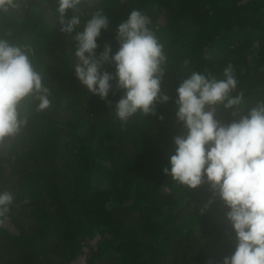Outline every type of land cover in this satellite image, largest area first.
<instances>
[{
	"label": "trees",
	"instance_id": "16d2710c",
	"mask_svg": "<svg viewBox=\"0 0 264 264\" xmlns=\"http://www.w3.org/2000/svg\"><path fill=\"white\" fill-rule=\"evenodd\" d=\"M57 7L27 0L22 14L0 17V35L32 47L51 91L45 111L24 102L27 125L0 144V190L14 198L0 228V264H221L234 249L228 209L215 197L201 214L213 199L209 184L184 188L163 172L173 138L187 131L174 101L193 71L221 79L229 64L242 107L264 100V0H86L81 28L98 10L109 22L97 55L105 44L118 49L117 26L134 9L163 45L170 100L156 105V116L127 121L108 105L123 94L115 80L103 100L75 76L74 40L60 30ZM217 119L238 116L221 109Z\"/></svg>",
	"mask_w": 264,
	"mask_h": 264
},
{
	"label": "clouds",
	"instance_id": "9594fccd",
	"mask_svg": "<svg viewBox=\"0 0 264 264\" xmlns=\"http://www.w3.org/2000/svg\"><path fill=\"white\" fill-rule=\"evenodd\" d=\"M85 2L56 0L60 30L74 40L75 76L89 93L103 100L115 80L123 94L114 106L111 101L108 105L121 121L138 112L156 116V105L170 97L162 90L167 57L149 27V17L132 10L117 26L118 49L113 53L111 45L105 44L97 55L98 38L109 22L98 10L81 28ZM26 4L27 0H0V17L20 15ZM33 56L31 46L0 35V144L27 125L26 100L38 102L37 112L51 106V91ZM104 64L114 65L115 72L102 70ZM237 86L231 64L221 79L193 71L181 81L174 104L176 118L187 131L173 138L174 151L163 172L184 188L209 184L213 199L200 209L201 214L215 197L228 209L225 218L231 225L234 249L221 264H264V100L245 110L244 94L237 92ZM221 109L238 119L222 122L217 119ZM158 118L164 119L163 115ZM13 199L11 192L0 190V228L8 220Z\"/></svg>",
	"mask_w": 264,
	"mask_h": 264
},
{
	"label": "rangeland",
	"instance_id": "374dc122",
	"mask_svg": "<svg viewBox=\"0 0 264 264\" xmlns=\"http://www.w3.org/2000/svg\"><path fill=\"white\" fill-rule=\"evenodd\" d=\"M95 237H96V239H97V238H98V235H97V236H95ZM96 239H95V240H96ZM82 259L84 260V257H83ZM83 260H82V262H83Z\"/></svg>",
	"mask_w": 264,
	"mask_h": 264
}]
</instances>
